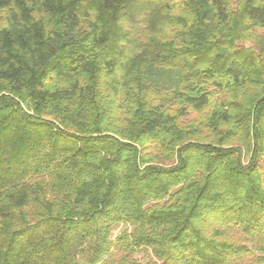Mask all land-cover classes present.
<instances>
[{"label":"trees","instance_id":"1","mask_svg":"<svg viewBox=\"0 0 264 264\" xmlns=\"http://www.w3.org/2000/svg\"><path fill=\"white\" fill-rule=\"evenodd\" d=\"M0 14V264H264V0Z\"/></svg>","mask_w":264,"mask_h":264},{"label":"rangeland","instance_id":"2","mask_svg":"<svg viewBox=\"0 0 264 264\" xmlns=\"http://www.w3.org/2000/svg\"><path fill=\"white\" fill-rule=\"evenodd\" d=\"M234 3L237 2V0H233ZM2 15L0 14V23H4V18H1ZM37 17V16H36ZM135 30V27H134ZM263 36L264 33L260 32ZM252 43H246V46L251 45ZM129 45V44H128ZM130 46V45H129ZM131 49V47L129 49H127L128 51ZM108 51V50H105ZM116 116H115V121H116V126H121L124 121H126V117H129L128 114H126V110L117 107L115 110ZM211 112V107H206L205 109H202L200 111H195V110H191L189 112V114L181 119V125L192 129L193 130V134L205 139H212V134L209 133L208 128H207V118L209 116ZM121 229V227H119L117 230L119 231ZM116 230V232H118ZM115 232V233H116Z\"/></svg>","mask_w":264,"mask_h":264}]
</instances>
